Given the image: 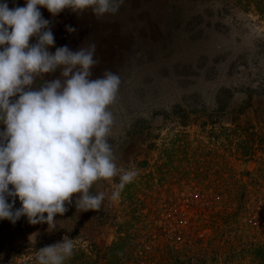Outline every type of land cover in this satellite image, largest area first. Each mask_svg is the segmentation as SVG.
I'll list each match as a JSON object with an SVG mask.
<instances>
[{
  "label": "rangeland",
  "instance_id": "rangeland-1",
  "mask_svg": "<svg viewBox=\"0 0 264 264\" xmlns=\"http://www.w3.org/2000/svg\"><path fill=\"white\" fill-rule=\"evenodd\" d=\"M6 2L9 9L26 4ZM38 7L54 35L50 52L95 43L100 63L92 78L106 70L120 77L108 142L117 167L138 175L117 200L109 197L119 176L95 182L90 193H105L95 211L76 209L74 194L54 230L25 216L0 219V264L25 245L66 237L104 248L126 231L145 245L148 235L147 251L176 244L184 264H264L254 256L261 240L250 228L264 207L263 20L232 0H122L116 13L99 18L90 8L53 16ZM13 199L19 208L18 198L7 202ZM216 213L224 221L214 223ZM177 229L193 237L189 245L174 238Z\"/></svg>",
  "mask_w": 264,
  "mask_h": 264
},
{
  "label": "clouds",
  "instance_id": "clouds-1",
  "mask_svg": "<svg viewBox=\"0 0 264 264\" xmlns=\"http://www.w3.org/2000/svg\"><path fill=\"white\" fill-rule=\"evenodd\" d=\"M121 3L26 0L25 6L12 9L6 0L0 3V123L5 126L0 130V219L15 223L25 216L30 224L46 223L54 230V217L68 210L74 194L76 209L95 211L105 199L103 192L90 193L95 182L119 176L109 197L117 200L138 175L135 169L117 167L108 142L114 123L110 106L120 77L106 70L92 78L100 63L95 43L76 51L65 45L50 52L54 35L38 7L53 16L65 9L81 14L90 8L99 18L116 13ZM32 37L35 43H30ZM58 69L56 78L44 79V74ZM8 197L18 198L21 206L13 210L15 199L9 203ZM74 247L71 238L63 237L40 248L35 260L64 264Z\"/></svg>",
  "mask_w": 264,
  "mask_h": 264
},
{
  "label": "trees",
  "instance_id": "trees-1",
  "mask_svg": "<svg viewBox=\"0 0 264 264\" xmlns=\"http://www.w3.org/2000/svg\"><path fill=\"white\" fill-rule=\"evenodd\" d=\"M232 1L235 5L239 6L242 10L246 12H251V11L255 12L264 22V0H232ZM260 186L262 185L259 181L254 182V188L257 189ZM256 193H259V191L258 192L256 191ZM256 200L259 201L258 196L256 197ZM258 208L260 209L255 210V212L261 215L260 217L261 223L260 220L258 221V219L252 218L253 220L250 219V222H252L253 225L250 223V228H251V232L255 230L252 238H256L259 241L261 240V242H259L260 247L254 249V254H255L254 256L262 260L264 259V219L262 220V218H264V214H263L264 207H258ZM254 214L255 213L253 212V215ZM213 217H214V223L217 222V220L218 222H221L224 221L225 219L223 215H220L218 213L214 214ZM177 223H179V221ZM179 224L180 225L183 224V221L182 223ZM185 231L186 230L177 229L175 231L174 238L177 237L179 241L180 240L183 241L185 239V234H186L184 233ZM189 237L190 236H187V238L183 241L185 242L184 243L185 246L191 243L190 239H192L193 237L190 238ZM138 238H139L138 234H132L126 231L124 236L121 235L117 236V240L115 242H112L110 245H107L104 248H97L93 244H89L88 246H85L73 242L75 246L73 255L70 258L66 259L64 264H167V262L171 263L170 261L172 262L178 261V264H184L181 260H178L180 259L182 252L180 250H175L176 244L170 247V249L169 248L157 249L156 247L154 250L147 251L144 248L148 247L147 245L151 241V238L148 235L143 236V240H144L143 242L145 243L148 242L147 245L136 242ZM47 245H51V244L36 243V244L25 245L23 246V248L21 247L20 250L17 249L13 252L12 255L13 260L8 263L37 264L35 260V256L37 255L40 248L45 247ZM151 247H153V245ZM21 257L23 258L27 257V258L21 262H17L15 260ZM156 260H160V261H156Z\"/></svg>",
  "mask_w": 264,
  "mask_h": 264
},
{
  "label": "built area",
  "instance_id": "built-area-1",
  "mask_svg": "<svg viewBox=\"0 0 264 264\" xmlns=\"http://www.w3.org/2000/svg\"><path fill=\"white\" fill-rule=\"evenodd\" d=\"M178 221H179V223H182L183 220H182V218H180Z\"/></svg>",
  "mask_w": 264,
  "mask_h": 264
}]
</instances>
